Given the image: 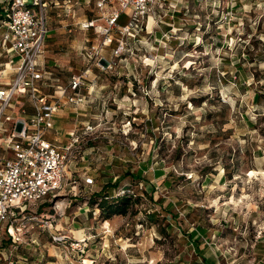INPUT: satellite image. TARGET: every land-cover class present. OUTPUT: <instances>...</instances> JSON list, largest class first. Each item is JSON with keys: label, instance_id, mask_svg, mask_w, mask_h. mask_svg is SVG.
Masks as SVG:
<instances>
[{"label": "rangeland", "instance_id": "obj_1", "mask_svg": "<svg viewBox=\"0 0 264 264\" xmlns=\"http://www.w3.org/2000/svg\"><path fill=\"white\" fill-rule=\"evenodd\" d=\"M45 2V92L81 76L83 103L56 117L76 140L66 187L31 209L50 227L3 233L0 264L264 263V0H153L140 29L121 33L129 9L108 35L96 0ZM116 180L128 214L85 219L74 201Z\"/></svg>", "mask_w": 264, "mask_h": 264}, {"label": "built area", "instance_id": "obj_2", "mask_svg": "<svg viewBox=\"0 0 264 264\" xmlns=\"http://www.w3.org/2000/svg\"><path fill=\"white\" fill-rule=\"evenodd\" d=\"M152 3L153 0H96L105 22L98 29L108 35L129 9L121 33L140 29ZM45 9V0H11L2 24L4 42L11 53L8 65L12 78L0 87V246L3 233L12 245H17L25 234V222H43L31 209L64 191L67 166L75 149V139L58 145L46 137L63 103H83L79 94L83 82L81 76H72L65 87L57 88V97L44 92L47 78L43 55L48 33ZM122 49L120 44L117 51ZM27 106L32 109L30 115ZM84 184L91 185L92 180L87 178ZM43 224L40 227H50L49 222ZM63 239L52 236L55 243Z\"/></svg>", "mask_w": 264, "mask_h": 264}, {"label": "trees", "instance_id": "obj_3", "mask_svg": "<svg viewBox=\"0 0 264 264\" xmlns=\"http://www.w3.org/2000/svg\"><path fill=\"white\" fill-rule=\"evenodd\" d=\"M10 1L11 0H9L8 2ZM8 2L6 3V6ZM6 6L0 5V25H2L7 19ZM46 25H47V18H46ZM46 78L48 80V77ZM46 85L48 86L47 83ZM128 175L131 176L133 179L135 178V176L132 174H128ZM118 183L119 182H117V180L114 183L108 182L99 191L90 194L88 198L82 200H75L74 202L85 203V205L88 208V217L92 218L91 216L93 215V213L97 212L100 220L103 222L109 221L115 216H126L129 212V209L133 205V200L131 196L125 194L114 198L110 195V191L113 188H116L118 186Z\"/></svg>", "mask_w": 264, "mask_h": 264}, {"label": "crops", "instance_id": "obj_4", "mask_svg": "<svg viewBox=\"0 0 264 264\" xmlns=\"http://www.w3.org/2000/svg\"><path fill=\"white\" fill-rule=\"evenodd\" d=\"M48 32H52V29H48ZM48 36V33H47V36H46V39H47ZM46 39H45V42H46ZM46 47V46H45ZM47 59V56H45V48H44V55H43V68H44V72H45V76L48 77V80H47V88L45 90H47L48 88H53V85L51 84V73L49 71L46 70V62L48 64H52L49 60H45ZM49 59V58H48ZM50 62V63H49ZM58 87L60 86H56L55 87V90L53 91L54 95L51 96L49 95L50 97H57L59 95V91H58ZM26 110H27V113L30 115L32 114V109L30 107H26ZM63 114V113H62ZM58 115V114H57ZM55 116L54 118V122H53V129L50 130L47 134H46V137L49 141L51 142H54L58 145H61V144H65V140H66V136H72L73 133H72V127L70 125H67V123H64L63 121H57L56 120V117L58 116ZM62 117V116H60ZM83 205L85 206V203H83ZM79 209H81L80 207H78ZM88 210H85V212H82V215L85 217V219L88 217L86 213ZM114 219H117V217L115 216ZM114 220H111L109 221L110 223H112ZM105 224H108V221L104 222ZM81 233H82V236H85L86 234L84 233V229L81 230ZM203 261L206 263V264H220L219 261L217 260L216 256L212 257V256H208V258L204 257L203 256ZM256 264H260L259 262H257ZM264 264V263H262Z\"/></svg>", "mask_w": 264, "mask_h": 264}]
</instances>
